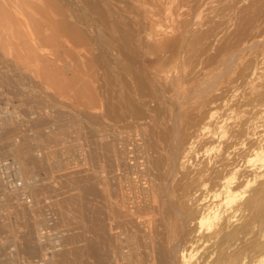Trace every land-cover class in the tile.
<instances>
[{"label": "rangeland", "instance_id": "374dc122", "mask_svg": "<svg viewBox=\"0 0 264 264\" xmlns=\"http://www.w3.org/2000/svg\"><path fill=\"white\" fill-rule=\"evenodd\" d=\"M263 28L264 0H0V264H91L81 251L91 243L96 196L83 190L95 176L133 208L116 219L115 235L126 241L118 264H154L151 236L156 248L180 244L185 264H199L207 248L187 245L171 210L168 154L175 129H185L188 113L203 111L211 97L213 124L203 132L216 141L202 152L217 155L237 126L240 137L261 143ZM145 69L162 77L148 106L129 100L134 91L150 93L137 80ZM261 148L242 162L259 174ZM260 178H249V191ZM261 229L251 256L228 264H259ZM38 231L42 252L28 244ZM58 247L64 258L51 257Z\"/></svg>", "mask_w": 264, "mask_h": 264}, {"label": "bare ground", "instance_id": "6f19581e", "mask_svg": "<svg viewBox=\"0 0 264 264\" xmlns=\"http://www.w3.org/2000/svg\"><path fill=\"white\" fill-rule=\"evenodd\" d=\"M210 35L216 41L222 37L220 33L212 32ZM253 35L249 33L247 37L251 36V40H253ZM249 46V44H245L244 48H249ZM205 50L208 51L209 48ZM142 76L143 78L137 80L142 85L149 86L150 93L134 91L129 100L138 101L143 106H148L156 100L157 94L161 90L157 83L161 82L162 77L151 69H145ZM133 95L137 98H133ZM260 96V93H257L253 99L254 108L259 106L255 103H257L256 98ZM171 99L179 108L180 100ZM213 103L214 99L211 97L203 107V111L192 113L185 111L184 113H188L183 123L185 129H175L174 147L168 154L166 174L169 182L168 198L171 210L176 213L177 226L181 236L189 237L187 245L189 247L201 245L207 248V253L199 261V264H228V262L237 260L240 256H247L256 250L255 236L264 225V183L257 184L255 189L249 191L251 183L249 178L258 179L263 177L264 173L259 174L260 168L250 160L249 165H242L247 151L254 153L261 146H263L261 149L264 150V139L261 143H257L252 135L240 137L242 132L238 129L241 127L237 126L234 127L231 137L223 143L217 155L210 157L206 152H202L201 148L216 141L215 135L203 132V127L213 124L212 116H209L208 111ZM261 112H264V106H262ZM1 126L3 127L2 123L0 129ZM141 130L145 131L146 129ZM124 142L125 144L122 145L123 159H127L129 158L128 146L130 144L126 139ZM231 175L236 178L229 180L228 177ZM111 180L117 181L116 184L119 182L116 171H111ZM27 182L32 185L35 180L28 178ZM83 192L96 196L97 209L92 220L91 243L84 246L81 253L87 255V257L84 255L85 258L92 259L91 264H115V262L118 264L126 241L121 240L125 236L115 235L114 231L120 229V226H116V219L132 213L133 208L129 206L128 200L123 195H115L110 191L105 176H95L94 185L86 187ZM246 193L250 194L248 198L243 201L238 200L241 195ZM35 204L38 205V201ZM103 210L107 211L106 215ZM204 223L208 224L206 231L203 228ZM40 231L34 232L32 243L30 241L28 243L33 251L38 249L39 252H42L44 236L39 234ZM259 238L258 240H260ZM120 240L121 251L120 247L117 249V246H114ZM241 242H244L245 245L239 249L238 245ZM28 244L26 241V245ZM149 246L154 264H161L165 257L171 259L168 264L186 263L185 256L179 251L180 244L162 250L155 247L154 239L151 236ZM27 250L29 249L26 246ZM62 252V248L58 247L52 251L51 257L64 258L66 254L63 256ZM41 259L42 262L49 263L47 255L44 254ZM84 260L83 262L86 264L89 262V260L86 262ZM80 263L83 264L82 261ZM238 263L246 264L245 262ZM258 263L264 264V255L263 258L261 256Z\"/></svg>", "mask_w": 264, "mask_h": 264}]
</instances>
